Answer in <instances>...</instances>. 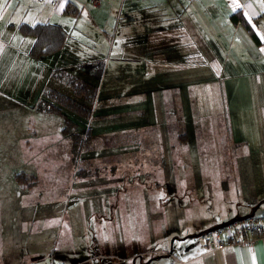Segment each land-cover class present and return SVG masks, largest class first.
<instances>
[{
  "label": "rangeland",
  "instance_id": "374dc122",
  "mask_svg": "<svg viewBox=\"0 0 264 264\" xmlns=\"http://www.w3.org/2000/svg\"><path fill=\"white\" fill-rule=\"evenodd\" d=\"M250 24L255 32L257 26L264 29V16ZM242 30V47L234 48V53L225 43L220 44L225 53H219L212 41L206 43L215 50L208 72L193 50L194 60L189 61L195 72L187 77L191 109L183 104L174 123L161 125L163 139L148 86L142 100H128L126 106L110 103L121 89H109L107 81L116 79L117 85L123 84L125 70L110 77L107 67L112 60L107 43L101 53L89 55L88 60L79 57L84 52L71 57L77 74L96 87V103L94 100L90 106L93 117L67 112L77 131L90 127L94 143L92 150L82 151L78 164L71 160L68 138L59 132L61 118L34 110L44 88V73L39 75L35 66V73L16 77L24 55L7 48L0 56V95L4 96L0 98V264H15L9 262L10 256L6 258L9 253L21 250L27 255V247L37 243L31 230H44L39 245H46L49 237L51 250H56L65 226L76 247L85 242L93 258L91 264H165L170 234L187 221L194 198L219 193L222 198L229 194V198L240 200L247 192L253 198L254 194L264 196V41L257 45ZM43 62L42 66L51 63ZM25 68L26 63L21 72ZM132 70L135 76L141 75L139 68H127L126 72ZM181 78L178 85L184 82ZM48 86L74 97L62 82L53 81ZM178 89L184 92L181 86ZM164 110L170 115L175 108ZM165 128L172 130L168 138ZM32 129L34 134L29 131ZM126 131L132 135L124 139L129 137L134 143L125 148H120L115 137L99 141L102 135ZM170 149V156H159ZM86 158L98 166L96 176L75 174L77 168L86 170L81 163ZM20 172L33 175L35 183L29 186L28 180L15 178ZM107 176L118 183H98ZM156 182L160 188H155ZM127 196L135 198L134 215L122 216V198ZM158 196L162 201L156 200ZM142 198L148 202L139 220L136 209ZM76 204L81 208L77 212ZM105 206L110 210L105 211ZM260 209L264 203L254 212ZM47 216L51 218L45 222L49 227L37 225ZM22 264H26L25 259Z\"/></svg>",
  "mask_w": 264,
  "mask_h": 264
},
{
  "label": "crops",
  "instance_id": "0c3cea01",
  "mask_svg": "<svg viewBox=\"0 0 264 264\" xmlns=\"http://www.w3.org/2000/svg\"><path fill=\"white\" fill-rule=\"evenodd\" d=\"M65 8L71 12L78 11L68 13L64 11ZM237 9L251 26L250 22L263 19L264 0H99L97 5L91 4L88 0H0V56L9 47L13 52L24 55L23 66L17 68L16 77L23 73H35V66H38L39 75L44 73L42 85L46 87L55 81L51 77V71L55 69H62L85 80L77 74L74 64L76 61L70 62L73 59L71 57L84 52L79 57L88 60L89 55L101 53L103 44L107 43L112 60L107 67L110 77L116 75L117 70H125V73H122L123 84L117 85L116 79L107 81L109 89L116 87L121 89L117 90L119 95L112 97L110 103L126 106L128 100H142L143 90L148 86L147 95L151 105L157 108L155 115L160 119L159 135L160 139H163L161 125L167 122L174 123L183 104L187 110L191 109L192 98L188 93L191 84L187 77L195 72L194 65L191 66L189 61L194 60L193 50L197 51L202 67L208 72L213 66L212 61L215 60L213 53L215 50L211 43L218 46L219 53L226 51V48L220 45L223 43L227 44L228 50L231 48L233 53L234 48L240 50L242 47L243 26L239 21H233L229 17V14ZM19 22L58 23L65 30L66 36L57 51L32 59L27 55L32 37L22 35L17 30L16 25ZM256 28L255 32L252 27L257 41L252 40L258 45L264 41L262 35L264 29L258 26ZM109 29L112 30L111 34L108 33ZM109 36L112 39L111 44ZM209 41L212 42L206 44ZM62 58L63 60H60ZM107 58L108 61L110 59L108 55ZM43 61L51 63L42 66ZM25 63V72H21ZM127 68H139L141 75L135 76L137 75L135 70L126 72ZM105 70L106 67L101 71ZM128 76L130 78L126 79ZM179 76L184 81L180 85ZM178 86H181L183 93H179ZM3 97L0 95V98ZM168 108L175 110L174 112L171 110L169 115L164 110ZM165 130L167 133L165 138H168L172 130L169 128ZM125 133L129 136L132 134L129 131ZM157 150L160 151L161 148ZM170 154L171 149L161 151L159 156ZM96 168L98 170V166ZM98 183L113 186L118 181L113 176H107ZM155 184V188H160L159 183ZM150 194L156 195L154 192ZM228 196L229 194L222 198L216 193L212 197L202 196L200 200L194 198L193 203H189L191 210L186 216L187 221L181 222L179 228L170 234L172 237L168 251L170 255L165 264H264V236L250 245H229L219 249L208 248L197 236L200 232L233 217L255 213L254 211L264 203V196L257 198L254 194L253 198L249 196V192L240 200L235 197L233 200ZM155 198L161 201L163 199L159 196ZM134 199L130 196L122 198V216L134 215ZM139 201L142 203L136 211L139 212L140 220L141 214L146 212L145 205L148 201L146 198ZM80 209L79 204H76L75 212ZM104 210L110 209L105 206ZM260 212H264V209L257 213ZM49 219L51 218L48 216L42 217V223L37 225L42 228L46 225L47 228L49 224L45 222ZM31 232L33 237H37L35 238L37 243L32 244L31 248L27 247L26 256L22 255L21 250L9 253L6 257L10 256L9 262L13 260L15 264H22L25 259L26 264H91L93 258L89 255L85 242L80 248L76 247L75 238L71 236L66 226L61 232L58 248L53 251L49 237L46 245L45 243L39 245L44 230Z\"/></svg>",
  "mask_w": 264,
  "mask_h": 264
},
{
  "label": "trees",
  "instance_id": "16d2710c",
  "mask_svg": "<svg viewBox=\"0 0 264 264\" xmlns=\"http://www.w3.org/2000/svg\"><path fill=\"white\" fill-rule=\"evenodd\" d=\"M64 11L68 13H76L78 10L71 12L68 8H65ZM229 17L233 21H239L251 38L257 41L252 27L249 25L248 21L244 18L239 9L232 11L229 14ZM16 28L22 35H29L32 37V41L27 50L28 57L32 59H37L42 55L57 51L66 36L65 30L58 23L54 22H34L31 24L19 22L16 25ZM51 77L55 79L56 82H62L65 84L70 89L74 97L65 95L53 86H44L36 104H34V110L37 113L55 115L61 118L62 125L59 132L61 135L68 138L70 143L71 160H73L75 164H78L82 151L85 150L87 152L92 150L94 143L90 141V127H86L84 131H77L76 123L67 115V112L82 118H89L90 116L93 117L94 115L91 113L90 106L95 99L96 87L88 81L64 72L62 69H55L51 71ZM98 121L100 120H97L96 122ZM29 131L33 134L35 132L34 129ZM127 136L129 135L125 132H121L119 135L107 134L105 136L102 135L99 141L100 143H103L109 141L112 137H115V140L120 148H125L129 145V143H134L130 138L124 139ZM89 161L90 158L84 159L81 163L86 167V170L83 168L82 170L77 168L75 174L79 173V175H85L83 177L91 175L96 176L97 168ZM14 177L17 179L21 177L23 180H28L27 184L29 186L35 183L33 175L29 173H16ZM251 214L261 215L264 214V212ZM235 218L236 217H233L232 219ZM260 236L261 235H258V237ZM169 255L170 253L167 254V256Z\"/></svg>",
  "mask_w": 264,
  "mask_h": 264
},
{
  "label": "built area",
  "instance_id": "2783aa9c",
  "mask_svg": "<svg viewBox=\"0 0 264 264\" xmlns=\"http://www.w3.org/2000/svg\"><path fill=\"white\" fill-rule=\"evenodd\" d=\"M97 5L99 0H88ZM258 235L264 236V214L236 217L201 232L198 237L211 248L227 245H249Z\"/></svg>",
  "mask_w": 264,
  "mask_h": 264
},
{
  "label": "bare ground",
  "instance_id": "6f19581e",
  "mask_svg": "<svg viewBox=\"0 0 264 264\" xmlns=\"http://www.w3.org/2000/svg\"><path fill=\"white\" fill-rule=\"evenodd\" d=\"M260 237H262V236H260ZM260 237H257V238H255L250 244H252L255 240H257L258 238H260ZM249 244V245H250ZM205 246H207V245H205ZM227 246H229V245H227ZM241 246H244V245H241ZM208 247V246H207ZM224 247H226V246H224ZM208 248H211V247H208ZM221 248H223V247H221ZM212 249H219V248H212Z\"/></svg>",
  "mask_w": 264,
  "mask_h": 264
},
{
  "label": "water",
  "instance_id": "95a60500",
  "mask_svg": "<svg viewBox=\"0 0 264 264\" xmlns=\"http://www.w3.org/2000/svg\"><path fill=\"white\" fill-rule=\"evenodd\" d=\"M250 214H251V213H250ZM250 214H248V215H250ZM246 216H247V215H246ZM231 219H232V218H231ZM231 219H229V220H231ZM224 222H225V221H224ZM224 222H222V223H220V224H223ZM208 229H210V228H208ZM208 229H207V230H208ZM202 232H203V231H202ZM200 233H201V232H200ZM200 233H199V234H200ZM199 234H198V235H199ZM198 235H197V236H198Z\"/></svg>",
  "mask_w": 264,
  "mask_h": 264
}]
</instances>
